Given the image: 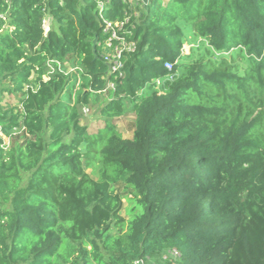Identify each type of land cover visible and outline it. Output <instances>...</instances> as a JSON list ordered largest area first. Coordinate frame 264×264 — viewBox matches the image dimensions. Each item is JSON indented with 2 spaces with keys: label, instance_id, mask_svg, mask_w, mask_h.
Returning <instances> with one entry per match:
<instances>
[{
  "label": "trees",
  "instance_id": "obj_1",
  "mask_svg": "<svg viewBox=\"0 0 264 264\" xmlns=\"http://www.w3.org/2000/svg\"><path fill=\"white\" fill-rule=\"evenodd\" d=\"M138 11L126 0H0V127L24 129L7 150L0 137V264H61L63 238L73 264H264V0ZM127 18L120 34L137 47L103 95L104 20ZM189 34L199 43L186 55ZM49 61L75 72L45 82ZM93 96L104 99L96 133L82 114ZM127 104L132 139L114 124Z\"/></svg>",
  "mask_w": 264,
  "mask_h": 264
},
{
  "label": "built area",
  "instance_id": "obj_2",
  "mask_svg": "<svg viewBox=\"0 0 264 264\" xmlns=\"http://www.w3.org/2000/svg\"><path fill=\"white\" fill-rule=\"evenodd\" d=\"M137 0H126V2L130 4L136 3ZM108 2V1H106ZM106 2H101L100 7H103ZM150 3V0H149ZM129 19L127 18L125 21L120 22H109L104 20L105 24V32L109 34V37L102 45V58L109 67V73H108V80H107V86L106 89L102 91L103 95H108L109 92L115 91L117 87V80L120 78H123L124 76V55L126 53H133L136 50V43L130 42L128 39L121 35L120 33L125 32V25L128 23ZM166 68L171 71L173 66L171 64H166ZM61 72L65 73L66 75L69 73L75 72V69L72 72H67L63 70V65L59 61H49L48 62V70L47 74L43 77V80L49 81L50 77L52 75H55L56 73ZM113 77V79H111ZM174 78L173 75H169L168 80H172ZM81 82L78 80V85ZM163 82L158 80L156 82L155 88L159 90V94H162L163 92L160 90V86ZM22 108L21 104L19 106ZM83 117H88L91 114L90 109L86 108V106L82 109ZM24 131V129L18 131L15 129L12 136L8 137L5 136L2 132V128L0 127V137L3 138L4 144L3 148L7 150L11 144V141L14 137L17 136V133ZM165 258H173V260H177L180 258V253L177 250H170L167 251L165 254ZM147 260L137 261L135 264H146Z\"/></svg>",
  "mask_w": 264,
  "mask_h": 264
},
{
  "label": "rangeland",
  "instance_id": "obj_3",
  "mask_svg": "<svg viewBox=\"0 0 264 264\" xmlns=\"http://www.w3.org/2000/svg\"><path fill=\"white\" fill-rule=\"evenodd\" d=\"M148 4H149V0H137L136 3H134L133 5L135 9L139 10L138 15H141V12L146 10ZM51 26H52V18L47 17L44 25L46 34L50 31ZM198 43H199L198 39H196L195 37L189 34L188 43L183 48L184 54L186 55L189 54L191 48L194 45H198ZM66 68H67V72H72L74 70L72 64H67ZM16 100L17 98L15 95H5L2 104L17 105L18 102ZM103 102H104L103 98L98 99L97 97L93 96L89 99V101L85 105L86 108L90 109L91 114L88 117L84 118V124L88 125L91 133H96L104 127V120L102 119V115H101V106ZM135 118L136 116L135 113L133 112L132 105L127 104L125 114L120 118L114 120V124L118 127L124 139L133 138L135 132ZM88 173H91V170H89ZM115 189L119 194L131 197L130 191L127 190L123 184L116 186ZM123 204H124L123 205L124 208L122 210L121 215L125 219V221L128 222L129 221V217L127 216L128 203L126 198L123 200ZM77 257L78 254L76 251V247L70 244L68 240L63 238V244L59 251V257L57 258V262L61 264H73ZM146 264H155V263L154 261L148 260Z\"/></svg>",
  "mask_w": 264,
  "mask_h": 264
}]
</instances>
